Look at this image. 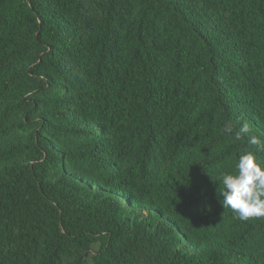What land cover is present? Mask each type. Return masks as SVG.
Wrapping results in <instances>:
<instances>
[{"label": "trees", "instance_id": "16d2710c", "mask_svg": "<svg viewBox=\"0 0 264 264\" xmlns=\"http://www.w3.org/2000/svg\"><path fill=\"white\" fill-rule=\"evenodd\" d=\"M227 121L264 138V0H0V264H264Z\"/></svg>", "mask_w": 264, "mask_h": 264}, {"label": "clouds", "instance_id": "9594fccd", "mask_svg": "<svg viewBox=\"0 0 264 264\" xmlns=\"http://www.w3.org/2000/svg\"><path fill=\"white\" fill-rule=\"evenodd\" d=\"M224 133L234 143L247 138L253 150L239 153L234 169L220 172L215 180L219 182L220 203L225 209L230 208L241 221L264 218V163L259 158V154L264 153V138L251 134L247 122L236 127L232 121H227Z\"/></svg>", "mask_w": 264, "mask_h": 264}, {"label": "rangeland", "instance_id": "374dc122", "mask_svg": "<svg viewBox=\"0 0 264 264\" xmlns=\"http://www.w3.org/2000/svg\"><path fill=\"white\" fill-rule=\"evenodd\" d=\"M94 248H95V249H98V247H96V246H95Z\"/></svg>", "mask_w": 264, "mask_h": 264}]
</instances>
